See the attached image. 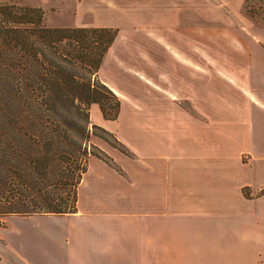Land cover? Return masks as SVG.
Returning a JSON list of instances; mask_svg holds the SVG:
<instances>
[{
  "label": "crops",
  "instance_id": "crops-1",
  "mask_svg": "<svg viewBox=\"0 0 264 264\" xmlns=\"http://www.w3.org/2000/svg\"><path fill=\"white\" fill-rule=\"evenodd\" d=\"M259 37L211 67L205 50L195 66L191 50H158L169 60L156 97L138 99L135 114L114 120L93 104L102 116L94 124L125 152L97 138L108 161L89 158L75 212L41 217L57 226L18 230L30 241L0 239V264H264Z\"/></svg>",
  "mask_w": 264,
  "mask_h": 264
},
{
  "label": "trees",
  "instance_id": "trees-1",
  "mask_svg": "<svg viewBox=\"0 0 264 264\" xmlns=\"http://www.w3.org/2000/svg\"><path fill=\"white\" fill-rule=\"evenodd\" d=\"M117 34L50 27L41 7L0 5V217L75 212L89 158L108 161L92 151L90 106L119 116L118 95L98 77Z\"/></svg>",
  "mask_w": 264,
  "mask_h": 264
},
{
  "label": "rangeland",
  "instance_id": "rangeland-1",
  "mask_svg": "<svg viewBox=\"0 0 264 264\" xmlns=\"http://www.w3.org/2000/svg\"><path fill=\"white\" fill-rule=\"evenodd\" d=\"M5 4L41 7L44 10V23L50 27L116 29L117 38L106 55L98 77L118 91L120 113L122 111L127 115L137 112L138 99L156 97L159 90L164 88L160 74L166 67L164 61L169 59L159 51L188 50L186 52L190 54L191 50L195 66L201 61L199 53L205 50L211 67L232 60L224 57V53L232 55L254 48L256 36L261 35L259 38L264 39V0H0V5ZM171 71L177 77H184L185 71L180 68L172 67ZM209 76L210 84L216 82V74L210 73ZM92 107L89 125L94 132L91 137L92 151L103 155L95 142L97 138H105L112 146H118V143L113 135L94 126V120L102 116L99 109L92 110ZM179 108L189 107L184 104ZM215 108L209 107L210 112H215ZM47 215L57 214H14L22 218H11L9 223L13 215L0 217V226L7 225L0 228V239L29 240L18 230L37 228L43 221L44 224L48 222L57 226L50 219L43 218L41 221V217ZM30 216L34 218H27Z\"/></svg>",
  "mask_w": 264,
  "mask_h": 264
}]
</instances>
